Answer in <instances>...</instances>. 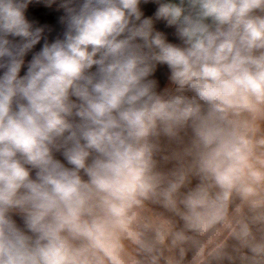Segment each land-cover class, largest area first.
<instances>
[{
    "label": "clouds",
    "instance_id": "clouds-1",
    "mask_svg": "<svg viewBox=\"0 0 264 264\" xmlns=\"http://www.w3.org/2000/svg\"><path fill=\"white\" fill-rule=\"evenodd\" d=\"M30 6L60 13L62 37ZM261 121L264 0H0V264H125L124 239L157 264V244L183 259L188 233L218 227L210 257L264 264ZM149 200L183 229L142 240Z\"/></svg>",
    "mask_w": 264,
    "mask_h": 264
},
{
    "label": "crops",
    "instance_id": "crops-1",
    "mask_svg": "<svg viewBox=\"0 0 264 264\" xmlns=\"http://www.w3.org/2000/svg\"><path fill=\"white\" fill-rule=\"evenodd\" d=\"M146 15L151 16L156 11V5L149 4L144 6L143 9ZM28 18L30 20H34L39 26H48L52 29V32L49 33V41L51 42L58 36L62 37L63 27L59 22L60 13L54 11L53 9L45 8L43 6H30V10L27 13ZM157 29L164 32L169 43L178 44L179 41L174 36L173 28H165L162 22H158L156 25ZM43 41L41 44L36 46V51H39L42 47ZM170 72L166 65H157L156 71L153 74V77L158 83V91H162L166 86H168V77ZM264 131V127L261 128ZM170 149L167 144H163L162 155H167ZM161 170L168 171L169 165L161 162ZM184 191V190H182ZM240 204L239 199H234L232 207L235 208ZM137 217L133 222V229L141 234V239L147 242L155 243L157 238V231L154 224L146 222L144 219V214H149L155 222L160 224V227L165 231L168 228L172 230L183 229L184 224L183 221L180 220L178 216L174 213L170 212L166 209L162 203L156 202L155 200L145 201L143 207L138 208L136 210ZM19 223V220H18ZM216 229L204 234L198 235L194 233H188L189 235L194 237L193 241H190L186 244L185 247V256L183 259L180 258L179 250L175 248H170V239L165 241V244L160 245L157 244V248L162 252V256L157 262V264H187L188 261L191 260L192 257H189V253L191 251H195L196 249H200L204 244L206 238L210 236ZM228 238V235L225 237L223 241ZM229 244L231 241H228ZM124 260L125 264H149L148 259L144 253L139 251V245L133 243L130 239H124ZM199 251V250H198ZM198 264H227L226 261L219 262L209 255H207L204 259H202Z\"/></svg>",
    "mask_w": 264,
    "mask_h": 264
},
{
    "label": "trees",
    "instance_id": "trees-1",
    "mask_svg": "<svg viewBox=\"0 0 264 264\" xmlns=\"http://www.w3.org/2000/svg\"><path fill=\"white\" fill-rule=\"evenodd\" d=\"M144 219L146 222L154 224L156 231L163 232L164 230L160 227V224L158 222H155L154 219L151 218L149 214H144ZM228 235V230L223 227H218L210 236H208L204 242V244L201 246L199 251L203 250V256L202 258H196L194 261H192L190 264H197L202 259H204L218 244H220L225 237Z\"/></svg>",
    "mask_w": 264,
    "mask_h": 264
},
{
    "label": "rangeland",
    "instance_id": "rangeland-1",
    "mask_svg": "<svg viewBox=\"0 0 264 264\" xmlns=\"http://www.w3.org/2000/svg\"><path fill=\"white\" fill-rule=\"evenodd\" d=\"M264 127V121H261V128ZM199 249H196L195 251H191V252H188L189 253V257H192L190 261H188L187 264H190L192 261H194V257H196V254L198 252ZM198 264V263H197Z\"/></svg>",
    "mask_w": 264,
    "mask_h": 264
}]
</instances>
